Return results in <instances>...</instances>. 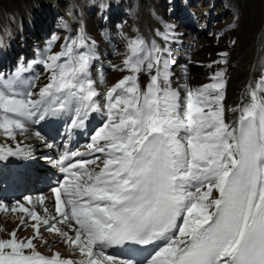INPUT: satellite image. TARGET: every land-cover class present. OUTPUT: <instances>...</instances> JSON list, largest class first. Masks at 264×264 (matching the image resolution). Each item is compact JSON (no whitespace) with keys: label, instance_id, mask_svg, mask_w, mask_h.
<instances>
[{"label":"snow or ice","instance_id":"6c2138e0","mask_svg":"<svg viewBox=\"0 0 264 264\" xmlns=\"http://www.w3.org/2000/svg\"><path fill=\"white\" fill-rule=\"evenodd\" d=\"M157 35L164 46L125 38L116 69L124 75L103 94V105L91 78L97 54L83 32L59 51L53 38L34 61L42 86L0 82V137L8 141L49 118L67 116L69 129H82L92 114L104 116L84 151L58 160L64 180L51 190L52 209L45 196L0 203V212L22 214L20 228L0 238V264H264V72L236 107L225 106L224 69L200 87L185 83L182 94L172 86L171 26ZM217 55L207 68L228 64L227 51ZM30 155L19 142L0 146V160ZM27 221L33 235L20 238ZM42 230L78 258L42 253ZM125 246L146 254L135 260L109 251Z\"/></svg>","mask_w":264,"mask_h":264},{"label":"bare ground","instance_id":"6f19581e","mask_svg":"<svg viewBox=\"0 0 264 264\" xmlns=\"http://www.w3.org/2000/svg\"><path fill=\"white\" fill-rule=\"evenodd\" d=\"M54 23L57 30L53 51H59L68 37L81 32L94 44L97 59L91 78L101 94L97 98L101 105L103 94L124 75L116 69L125 58V38L139 35L164 46L157 33L170 26L174 33L168 44L173 61L172 86L182 94L185 83L191 88L200 87L209 82L214 71L224 69L225 106L236 107L246 86L264 72V0H0V82L15 78L23 87L30 83L42 86L46 82L42 66L34 61L44 58L47 45L53 41V38L46 41L45 35ZM208 26L210 29L204 32ZM232 40L237 41L235 46L231 45ZM222 51L229 53L228 64L207 68L220 58L217 53ZM37 76L39 80L35 79ZM141 82H146V77L142 76ZM233 115L227 113L229 120ZM103 121L102 112L94 113L84 128L69 129L67 116L49 118L31 125L17 141L0 137V146L14 148L19 142L22 148L31 151L26 159L0 160V203L11 207L23 203L25 197L35 202L38 196H45L47 207L52 209L51 190L64 180L58 160L67 152L84 151V145ZM45 143L54 146L49 149ZM36 210L43 211L39 205ZM21 215L0 212V238L7 239L11 231L20 228ZM31 223L26 222V232H30L26 237L33 235ZM26 232L18 237L26 238ZM45 234L49 233L42 230L43 237ZM49 235L57 245L51 251L49 245L38 247L42 253L60 252L64 257L78 258L71 255V250L58 237ZM109 251L122 257L118 249Z\"/></svg>","mask_w":264,"mask_h":264},{"label":"rangeland","instance_id":"374dc122","mask_svg":"<svg viewBox=\"0 0 264 264\" xmlns=\"http://www.w3.org/2000/svg\"><path fill=\"white\" fill-rule=\"evenodd\" d=\"M180 5H182V3H180ZM176 9H177V8H176ZM178 12H179V11H178ZM169 18H171V17L169 16ZM55 23H57V22H55ZM55 23H54V25L51 27V28H54V30H55V31H53V29H52L53 36H49V37H48L47 35H45V36L47 37V38L45 39L46 41H50V39L54 37V34H55L56 30H57V28H56V24H55ZM209 29H210L209 26H208V27H205L204 32H207ZM48 31H49V30H48ZM50 31H51V29H50ZM47 33H48V32H47ZM49 33H50V32H49ZM47 168H50V167H46V169H47ZM26 225H27V224H26ZM26 227L28 228V225H27ZM26 227H24L23 229H21V230L18 231V233H17L18 236L21 237L22 234H23V231L26 232V230H27ZM28 233L30 234V232H26V233H25V237L28 236ZM44 238L48 241V244H47V245H49L48 248H51V249H52V248H54V247L57 245V242H55V239H54V240H51L52 238H51V236H50L49 234H45ZM49 240H50V243H49ZM36 243H37V245H38L39 248H43V247H44V246H43L44 244H42L40 241H37ZM59 244H60V246H61L62 243H59ZM59 244H58V245H59ZM41 246H42V247H41ZM51 246H53V247H51Z\"/></svg>","mask_w":264,"mask_h":264}]
</instances>
